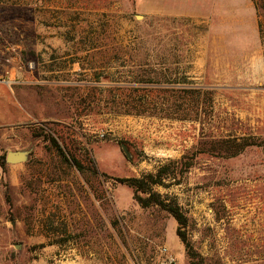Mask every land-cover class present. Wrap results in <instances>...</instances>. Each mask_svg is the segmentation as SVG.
<instances>
[{
    "label": "rangeland",
    "instance_id": "1",
    "mask_svg": "<svg viewBox=\"0 0 264 264\" xmlns=\"http://www.w3.org/2000/svg\"><path fill=\"white\" fill-rule=\"evenodd\" d=\"M256 46L264 62V0H0V81L31 113L0 125V156L29 151L0 164V264H264V73L240 77ZM150 69L213 89L198 121L117 113L124 94L88 87ZM163 164L195 258L116 179Z\"/></svg>",
    "mask_w": 264,
    "mask_h": 264
},
{
    "label": "trees",
    "instance_id": "2",
    "mask_svg": "<svg viewBox=\"0 0 264 264\" xmlns=\"http://www.w3.org/2000/svg\"><path fill=\"white\" fill-rule=\"evenodd\" d=\"M104 77L109 78L108 83L103 85L97 80V82H91L88 87L94 92L98 89H107L115 95L124 94L126 99L111 102L117 113L150 114L198 121L202 115V96L211 101L213 95L212 88L190 82L184 74L180 75L178 72L166 70H139L128 80L113 79L111 75ZM44 139L52 143L65 161H69L64 147L55 136L47 133ZM248 144V142H243L239 146L240 149L234 153H239ZM73 160L78 164L74 157ZM5 163L6 156L3 154L0 156V164ZM170 171L169 164H163L155 173H147L142 177H118L116 179L133 188L134 199L142 207L158 206L171 213L179 224L177 234L185 244L188 255L195 258L196 254L186 231L189 223L187 216L175 198L164 196L155 190L157 185H171V180L176 177V174Z\"/></svg>",
    "mask_w": 264,
    "mask_h": 264
},
{
    "label": "crops",
    "instance_id": "3",
    "mask_svg": "<svg viewBox=\"0 0 264 264\" xmlns=\"http://www.w3.org/2000/svg\"><path fill=\"white\" fill-rule=\"evenodd\" d=\"M241 60L243 72L240 77L262 78L264 62L261 48L254 47L252 52L248 55L244 54ZM8 103L10 105L6 108L5 106ZM30 117V111L20 103L11 87L5 81H0V125L8 124L12 126L11 131L16 133L18 129L26 128L25 124L29 122Z\"/></svg>",
    "mask_w": 264,
    "mask_h": 264
},
{
    "label": "water",
    "instance_id": "4",
    "mask_svg": "<svg viewBox=\"0 0 264 264\" xmlns=\"http://www.w3.org/2000/svg\"><path fill=\"white\" fill-rule=\"evenodd\" d=\"M123 150L128 156V158H131L132 155L128 151L127 147L123 145ZM29 157V151L28 150H10L6 154V161L11 164H15L18 162L26 161Z\"/></svg>",
    "mask_w": 264,
    "mask_h": 264
},
{
    "label": "built area",
    "instance_id": "5",
    "mask_svg": "<svg viewBox=\"0 0 264 264\" xmlns=\"http://www.w3.org/2000/svg\"><path fill=\"white\" fill-rule=\"evenodd\" d=\"M1 181H2V176H1V174H0V183H1ZM164 251H167V248H164L163 249ZM167 262L169 263V264H173L174 263V257L173 256H167Z\"/></svg>",
    "mask_w": 264,
    "mask_h": 264
}]
</instances>
